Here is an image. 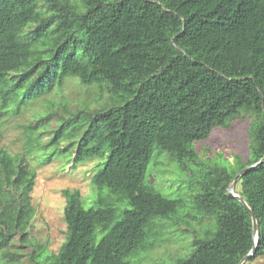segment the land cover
I'll return each instance as SVG.
<instances>
[{
	"label": "trees",
	"instance_id": "obj_1",
	"mask_svg": "<svg viewBox=\"0 0 264 264\" xmlns=\"http://www.w3.org/2000/svg\"><path fill=\"white\" fill-rule=\"evenodd\" d=\"M69 75L104 85L111 102L93 108L61 102L57 109L50 102L35 125L24 126L22 152L0 147V260L132 264L130 256L152 244L150 220L170 217L183 203L145 177L153 150L166 151L185 169L198 162L195 140L248 114L246 160L230 170L207 164L192 195V206L216 220L214 230L197 236L192 251L172 263L238 264L253 245L252 224L227 187L264 153V0H0V119L10 105L18 110ZM51 121L43 143L40 127ZM72 137L75 160L102 159L91 177L95 204L86 207L78 188H63L66 231L58 251L13 247L31 243L36 169L24 154L41 145L56 150ZM236 183L258 223L253 259L264 254V159ZM124 200L129 206L119 215L116 203Z\"/></svg>",
	"mask_w": 264,
	"mask_h": 264
},
{
	"label": "rangeland",
	"instance_id": "obj_2",
	"mask_svg": "<svg viewBox=\"0 0 264 264\" xmlns=\"http://www.w3.org/2000/svg\"><path fill=\"white\" fill-rule=\"evenodd\" d=\"M50 102L56 109L61 102L69 108L78 105L93 108L106 105L111 100L104 85L83 84L76 76H66L60 87L56 86L51 92L28 99L18 110L9 106L8 112L0 119V147H5L13 154L22 152L27 139L24 126L31 123L35 125L37 115L45 111ZM58 111L63 112L61 108ZM250 120V115L243 114L226 127L216 126L208 137L195 140L198 162H188L185 169H181L177 161L170 159L166 151L157 147L153 150L146 165L145 177L162 194L181 198L183 203L170 217H154L150 220L146 228V241L152 244L130 256L132 264H172L192 251L197 236H207L214 230L216 220L192 206V195L198 190L199 176L207 164H225L230 170L237 159L246 160L252 142L249 135ZM54 122H49L50 125L43 124L48 125L46 128L40 124L37 126L45 131L39 141L44 143L49 138L46 130L53 127ZM72 139L73 137L62 139L56 150L54 145L45 148L41 145V149L34 147L31 153L24 154L29 164L36 169L35 182L30 192L34 206V214L28 227L31 243H19L13 247L19 246L26 251L32 247L29 244H34L42 245L43 252L49 255L58 251L66 231L63 218L65 197L61 192L63 188H78L84 206L95 204L98 190L91 177L102 165V159L89 157L75 160V144L69 143ZM49 152H53V156L40 162L46 160ZM238 189L239 185L236 183L235 190ZM116 206L120 215V211L129 204L124 200L118 201ZM100 234L97 233V238ZM0 264L7 263L0 260ZM243 264H264V254L253 259L248 257Z\"/></svg>",
	"mask_w": 264,
	"mask_h": 264
},
{
	"label": "water",
	"instance_id": "obj_3",
	"mask_svg": "<svg viewBox=\"0 0 264 264\" xmlns=\"http://www.w3.org/2000/svg\"><path fill=\"white\" fill-rule=\"evenodd\" d=\"M264 159V153L263 155L255 162L246 165L242 168H240L232 177V179L230 180L228 187H227V192L231 195L234 196L236 199H238L243 205L244 207L248 210L249 214H250V218H251V224H252V235H253V245L252 247L249 249V251L244 254L238 261V264H243L244 261L253 255L254 251H255V247H256V243L258 241L259 238V228H258V223H257V219L255 217V214L251 208V206L247 203V201L244 199V197L235 190V184L237 182V180L239 179V177L241 176V174H243L246 170H248L249 168L255 166L256 164H258L259 162H261Z\"/></svg>",
	"mask_w": 264,
	"mask_h": 264
}]
</instances>
